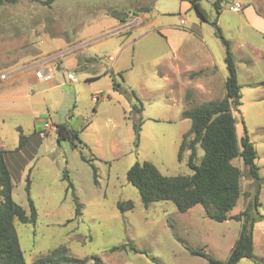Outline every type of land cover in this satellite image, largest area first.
Masks as SVG:
<instances>
[{
	"label": "rangeland",
	"instance_id": "374dc122",
	"mask_svg": "<svg viewBox=\"0 0 264 264\" xmlns=\"http://www.w3.org/2000/svg\"><path fill=\"white\" fill-rule=\"evenodd\" d=\"M197 1L206 21L189 0H53L49 6L18 0L0 6V74L35 73L43 64L54 75L38 83L25 73L4 88L9 96L0 104V136L6 157L12 155L17 164L10 166L12 199L28 215V192L36 210L34 224L14 221L27 263L57 247L71 258L86 259L84 264H208L190 250L228 258L240 220H211L199 204L184 212L169 200L144 207L126 179L127 170L144 161L164 175L191 174L188 151L180 160L177 156L190 126L182 111L225 95L217 80L204 94L187 81L207 78L210 70L199 67L201 61L214 65L215 77L226 75L224 46L210 24L217 17L216 0ZM221 1L218 26L234 51L240 86V103L233 109L236 133L240 138L245 127L259 175L248 177L246 167L234 160L243 172L242 196L230 213L241 211L259 190L258 204L249 211L256 216L253 257L236 264H264V37L242 23L241 12L226 9L246 0ZM121 18L130 23L125 30ZM177 44L183 59L171 64V47ZM191 45L200 60L186 59ZM113 79L121 91L113 89ZM140 105L139 112L133 109ZM45 122L50 127L40 135ZM61 123L76 131L81 143L58 140L54 127ZM19 130L28 136L22 150H17ZM197 155L199 162L200 148ZM122 200L133 208L121 212L116 203Z\"/></svg>",
	"mask_w": 264,
	"mask_h": 264
},
{
	"label": "trees",
	"instance_id": "16d2710c",
	"mask_svg": "<svg viewBox=\"0 0 264 264\" xmlns=\"http://www.w3.org/2000/svg\"><path fill=\"white\" fill-rule=\"evenodd\" d=\"M18 0H0V6L14 4ZM42 5H50L53 0H31ZM214 2L216 14L219 3ZM197 16L206 21L204 10L197 0H189ZM150 8H148V11ZM121 21L122 18H121ZM210 24L215 28L216 35L224 46V63L226 77L224 79L225 95L219 100L210 99L198 105H191L182 111V117L190 121L189 128L182 134L178 148V159L184 150L188 151L186 164L192 170L188 175H164L154 164L148 161L135 162L126 172L127 181L135 187L141 203L147 207L158 200L171 201L177 210L184 212L194 205H201L206 217L214 221L229 219L240 220L241 229L226 261H220L201 250H190L191 254L204 257L208 264H236L240 259L253 257L252 227L256 216L249 213L258 204V187L245 207L236 214L231 209L242 196L240 186L242 170L233 162L239 159L246 167V175L258 180V167L255 164L256 151L243 127V135L238 138L236 133V118L233 109L240 103V86L237 81V71L229 41L222 35L216 19ZM264 86V81H263ZM112 87L121 91L120 84L114 79ZM134 94V92L132 91ZM138 99V98H137ZM140 111V107L133 106ZM136 133L138 128L135 127ZM17 150L27 142L28 136L19 130ZM56 138L67 139L73 145L75 140L81 143L76 131L65 124L55 125ZM197 148L202 150L197 162ZM5 150L0 148V264H84L86 259H75L66 255L64 247H57L46 257H40L27 263L19 246L14 221L32 223L36 221V210L27 192L29 214L17 204L11 196L12 179L5 161ZM85 159V158H83ZM86 160V159H85ZM93 179L97 183L96 168L93 164ZM63 178L67 179L66 173ZM28 181V177L26 178ZM71 186V183H68ZM28 188V187H26ZM76 200V198H75ZM81 204L76 201L75 214L80 215ZM117 209L124 212L133 208L130 200L117 201ZM258 219L262 217L259 215ZM119 247H122L119 246ZM114 247L113 249H118ZM95 264H100L96 261Z\"/></svg>",
	"mask_w": 264,
	"mask_h": 264
},
{
	"label": "crops",
	"instance_id": "0c3cea01",
	"mask_svg": "<svg viewBox=\"0 0 264 264\" xmlns=\"http://www.w3.org/2000/svg\"><path fill=\"white\" fill-rule=\"evenodd\" d=\"M235 2L239 3L238 1H233V3L230 2L229 5H226V7L228 6L226 9H228V10H230L232 12H237V13L241 12L242 13V16H241L242 17L241 18L242 23L245 24L246 26H248L249 28L254 29L258 33H260L262 35V37H264V0H246L243 3H239L241 5V8H240L239 11L232 10V5ZM221 6L222 5L219 3L218 14H217V17H216L217 24L220 22L219 18L221 16V14H220ZM45 20H46L45 23L47 22V25H50V23L52 24V22H53V21H50L49 19H45ZM124 21L122 22V25L120 26L121 30L127 29L128 25L130 24V23H127V22H124ZM16 23L19 24V21L16 22ZM133 25H135V24H133ZM239 27H240V25H239ZM15 29H17V28H15ZM244 45L249 47V44L247 42H245ZM180 47H181L180 44H177L176 46L171 47L172 56L168 58L169 63L172 64L174 60L176 62H178L180 59H183V57H181L182 55L178 53V52H180L179 51ZM190 47L191 48L188 49V54H187L186 59L187 58L188 59H199L198 50L196 48H193L194 47L193 45H191ZM233 53H234V51H232V54ZM262 56L264 58V51L262 52ZM212 65L213 64L211 62H209V61H201V64L199 65V67H206V68H208L210 70V73L207 74V78H204V79H199V78H196V79L190 78L189 79L188 78L187 79L188 83L198 93H202V94L208 93V91H210V88L212 87V82L214 80H217L219 82L220 87H221L222 84H223V87H224V79H225L226 75L225 76L221 75L220 77H217V76L215 77L214 74L216 72V68L214 67V65L213 66ZM212 69H214V72H213ZM17 70H20V69H15L14 71H17ZM27 72H28V75H29L28 76L29 79H31L33 82H38V83L42 82L41 80H39V79H37L35 77V75H34V73L32 71H30L28 69L21 70L20 72H18L17 74H14V75H10L11 77H9V78H8V74L7 73H2V74H6L7 78L6 79H1L0 78V104L2 103L3 100L8 98V96H9V95H7L5 93V89L4 88L7 85L15 83L21 76H23ZM216 74H217V72H216ZM187 81H186V84H187ZM262 86L263 85H261V87ZM65 87L67 89L71 88V86L68 85V84H66ZM2 125H3V123L0 120V129H1ZM39 131H38V134H39ZM54 131H55V127H54ZM21 132H22V130H21ZM2 142L3 141H2L1 136H0V148H3L5 150V145ZM24 146L21 149H18V150H22L24 148ZM7 158H10V159L8 160ZM5 161H6V164H7L8 168H9L10 174H12L10 166L15 167L17 165L16 164V158H14L12 155H9L8 157H6V152H5ZM9 162H10L11 165H9Z\"/></svg>",
	"mask_w": 264,
	"mask_h": 264
},
{
	"label": "built area",
	"instance_id": "2783aa9c",
	"mask_svg": "<svg viewBox=\"0 0 264 264\" xmlns=\"http://www.w3.org/2000/svg\"><path fill=\"white\" fill-rule=\"evenodd\" d=\"M240 8H241V5L237 2H235L232 5V10H234V11H239ZM34 75L37 79H39L41 81H45L47 79H51L54 77L52 69L50 67H45L43 64H41V67L39 70L35 71ZM0 78L6 79L7 75L6 74H0ZM67 78L70 80L71 83L75 81V77L71 73L67 74ZM49 127L50 126H49L48 122H45L43 124V129L39 131V134L45 135L46 131H48Z\"/></svg>",
	"mask_w": 264,
	"mask_h": 264
}]
</instances>
